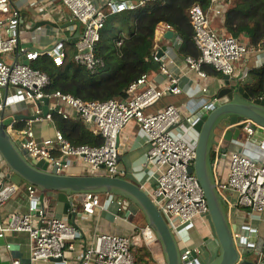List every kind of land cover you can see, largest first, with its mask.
Returning a JSON list of instances; mask_svg holds the SVG:
<instances>
[{
  "label": "built area",
  "instance_id": "1",
  "mask_svg": "<svg viewBox=\"0 0 264 264\" xmlns=\"http://www.w3.org/2000/svg\"><path fill=\"white\" fill-rule=\"evenodd\" d=\"M59 1L70 16L82 25L81 35L75 43L73 59L90 72L104 64L103 59L96 55L95 47L106 17L125 8L141 7L144 2L141 1L138 5L131 2L126 7V0H103L100 4H96L94 0ZM220 1L210 0L205 10L199 4H193L187 11L193 30V41L200 54L198 57L186 56L183 59L188 68L200 77L206 76L202 70L203 64L211 65L222 74L232 75L235 61L258 50V47L255 48L231 35L219 33L211 27L209 16L211 13H221L217 6ZM21 18V10L11 0H0V87L13 86L20 89V94L11 101L6 98L4 102L0 100V114L13 103L34 104V118L26 119L25 124L18 129L14 127L16 117L12 115L10 130L6 127L13 138L15 139L16 133L19 137L16 140L31 157L45 160L48 171L55 169L57 173H68V169L78 164L76 160H79L84 173L121 176L136 181L161 211L174 235H177L175 237L182 263L206 264L202 260L203 251L200 246L191 245L189 242L191 232L188 230V227H194L196 218L209 221L203 190L196 176L188 172L195 157L197 133L191 121V115L195 111L185 115L173 104L155 112L145 111V108L153 105L163 95H177L183 91L179 76L168 68L162 55H158L156 43L153 58L160 63V74L168 79L165 86H155L149 81L150 75L143 73L129 84L125 98L85 100L60 90H45L50 78L46 72L33 68L31 61L38 55L47 54L57 64L61 63L64 57L63 43L56 42L54 49L28 50L20 44ZM167 30L173 31L172 37L175 45L179 47L182 39L168 23H159L155 28V36L158 32L164 35ZM120 44L121 39L117 41V45ZM11 53L16 54L15 59L8 60L7 55ZM202 90L205 91L206 87ZM54 113L63 118L76 117L86 128L99 133L103 142L100 145L73 144L56 127L52 136L37 139L32 123L42 120L53 122ZM131 120L139 125L142 137L148 145L141 163L143 172L140 177L133 171L120 169L118 166V136ZM243 130L247 138H250L255 133V125L250 120H245ZM261 145L264 146V135ZM212 151L215 155L220 154L218 139ZM223 154L229 157L227 176L225 179L216 177V186L223 201L229 202L228 194H233L236 196V207L247 208L249 215L262 213L264 165L237 151ZM147 170L149 174L146 173ZM16 189L15 183L2 182L0 179V206ZM28 189L32 196L34 191ZM101 194L83 192L72 193L68 197L72 199L75 207L73 210L78 206L83 213L94 214L98 208H103ZM122 201L124 200L120 198L116 200L117 213L123 210ZM46 203L31 200L27 213L10 215L7 221L0 223V236L10 230L26 231L29 236L31 261L60 259L61 264H69L63 260L64 252L73 248L74 241L81 235L80 231L75 225L52 214ZM33 219H36V224ZM247 244L254 247L255 242L250 241ZM154 245H157L156 236L145 223L134 226L128 235L99 233L95 235L93 243L81 251L77 264H133V246L149 249ZM16 263L18 261L12 264Z\"/></svg>",
  "mask_w": 264,
  "mask_h": 264
},
{
  "label": "crops",
  "instance_id": "2",
  "mask_svg": "<svg viewBox=\"0 0 264 264\" xmlns=\"http://www.w3.org/2000/svg\"><path fill=\"white\" fill-rule=\"evenodd\" d=\"M11 1L13 5L21 10V15L23 13L26 14V20H24L25 22L20 26V42L21 39L24 38L26 39V42H31L33 47H36L38 50L48 49L51 46H54L59 37L67 38L63 44L66 42L72 43L68 38L75 34L78 22L70 16L68 10L59 0ZM141 1H144L142 4L143 6L147 0H131L132 4L135 5H138ZM94 2L100 4L103 0H94ZM228 3L229 0H225V2L224 0H221L218 3V5L221 6L219 7L221 13L218 15L211 13L209 16L211 27L219 33H226L223 26V13ZM42 19L51 20L60 26L54 27L46 24L29 33L28 28L32 26L33 21ZM72 20H74L75 23L73 25H68L67 23ZM80 32H82L81 24ZM244 37H247V34L244 35ZM155 39L156 48L158 51H161L164 62L173 73L179 76V84L183 91L177 95H163L153 105L145 108V111L147 113L155 112L168 104H173L178 107L182 114L186 115L192 111L194 112L197 109H200L210 102L213 99V95L217 88L225 83V80L222 79L223 74L220 72V76L206 74L205 77H200L194 70L188 68L183 57L179 55L178 47L175 45L173 37L166 38L163 34L158 32ZM242 42L247 43L246 40H243ZM262 44V46L258 47L257 51L250 52L233 63L234 74L230 75L232 82L239 81L243 87L252 82L249 70L254 67H259L264 63V40L262 41ZM15 56V53H11L7 55V59H15ZM149 81L157 87H163L168 83L167 77L160 74V71L150 74ZM203 87H206L205 91L202 90ZM19 94L20 89L13 86H9L6 91L3 87H0V97L2 98L6 95L7 101H11ZM33 109L34 104L32 102L13 103L4 108L3 117L6 110H9L10 116L12 117V115H14L16 117L14 127L18 129L20 127L17 125L22 122L23 126L26 119H28L27 116L32 115ZM12 120L7 126L9 130ZM55 127L54 122H48L45 120L32 123V128L36 133L37 139L52 136ZM14 137L17 140L19 139L16 133L14 134ZM217 139L220 141V154L215 155L214 151H212V165L214 174L218 179H225L229 167V157L223 153L237 151L264 165V146L261 145L262 136L257 134L256 131L250 138H247L245 131L242 129L236 139H232L231 141L224 140L222 135ZM147 149L148 145L142 137L139 125L133 120L129 121L118 136L119 168L133 171L138 177H140V173L143 172L141 163L143 162ZM76 162H78V164H75L68 169L69 174L84 173L80 167L82 162L79 160H76ZM146 173L149 174V171L147 170ZM28 186V184L21 182L20 185H17L14 194H12L10 198L0 206V223L7 221L13 213H27L31 200H36L38 202L41 198H43L41 201L47 202L46 204L49 206L52 214L56 215L57 210L61 213L62 204L56 205V202L52 200L53 197L48 196L47 194L40 197V192L38 190H35L33 195L30 196L29 192L26 193L24 190ZM117 199H119V197L116 195L102 193L101 200L103 208H98L94 214H85L81 211L80 207L77 206L73 219L67 218V215L64 213L59 217L75 225L81 234L80 237L74 241L73 248L65 250L63 260L69 264H77L81 251L86 246L93 243L96 234L108 233L128 235L134 226L144 224L135 222L133 218L131 221H128L124 217V211L127 207L126 201H122L124 203L122 212L117 213ZM235 199V195L228 194L229 202H224L230 223L254 229L258 236L264 238V211L262 213L249 215L247 208L236 207L234 205ZM33 222L36 224V219H33ZM188 230L191 232V240L189 242L191 245L200 246L203 251L202 260L204 263H208V261L212 260L218 254V244L210 222L207 219L196 218L194 220V227L190 226L188 227ZM149 250L152 258L157 264H165L158 245L150 247ZM14 261H18L16 264L62 263L60 260L31 261L28 233L26 231L10 230L0 236V264H12Z\"/></svg>",
  "mask_w": 264,
  "mask_h": 264
},
{
  "label": "water",
  "instance_id": "3",
  "mask_svg": "<svg viewBox=\"0 0 264 264\" xmlns=\"http://www.w3.org/2000/svg\"><path fill=\"white\" fill-rule=\"evenodd\" d=\"M130 3V0H126V7ZM25 18L26 14L23 13L20 26L25 22ZM74 23L75 21L72 20L67 24ZM46 24L60 26L51 20H36L28 28V32H33ZM76 26L75 34L68 38L74 44L81 35L80 24ZM173 34L172 30H167L164 36L171 38ZM65 40L67 38L59 37L56 42L63 43ZM20 44L26 46L28 50L37 49L24 38L21 39ZM54 48L55 45L49 49ZM160 54L161 51H158V55ZM222 79L225 83L217 88L213 99L191 115L193 129L197 136L195 157L192 165L188 167V172L196 176L203 190L209 222L218 244V254L206 264H236L237 262L264 264V238L247 226L230 223L224 201L216 186V176L212 165V148L217 138L222 135L224 140L236 139L243 129L245 120H250L255 125L257 134L264 135V96L251 97L243 85L239 81L232 82L228 74H223ZM3 88L6 91L8 86ZM5 98L6 95L0 97V100L4 102ZM43 100L47 101L45 97ZM27 118H34V115H29ZM45 164V160L31 157L13 138L3 120L2 111L0 114V179L2 182L11 181L16 185L23 182L29 185L24 189L26 193L30 188L33 191L38 190L40 197L45 194L52 196L56 205L62 204L61 213L57 210L55 216L61 217L64 213L69 219L75 216V210H73L75 207L68 195L83 192L116 195L127 202L124 217L128 221H131L134 216L143 217L145 224L152 229L165 264H183L173 231L150 196L136 181L106 174L57 173L55 169L46 170ZM234 234L237 235L234 236ZM250 241L255 242L254 247L247 244Z\"/></svg>",
  "mask_w": 264,
  "mask_h": 264
},
{
  "label": "trees",
  "instance_id": "4",
  "mask_svg": "<svg viewBox=\"0 0 264 264\" xmlns=\"http://www.w3.org/2000/svg\"><path fill=\"white\" fill-rule=\"evenodd\" d=\"M225 2V0H224ZM199 4L204 10L210 0H147L141 7L125 8L105 19L95 53L104 64L94 72L74 62L75 44H63L64 57L57 64L47 55H38L31 66L46 72L50 82L46 91L60 90L85 100L119 99L127 96L130 83L143 73H157L160 63L153 58L155 28L168 23L180 36L181 57H198L200 52L193 41L188 8ZM221 7L220 5H217ZM225 34L238 38L255 48L264 40V0H229L223 13ZM247 34V37L244 35ZM121 39V44L117 41ZM206 74L221 75L211 65L203 64ZM252 82L244 85L251 97L264 96V63L249 70ZM53 122L63 136L73 144L100 145L102 136L90 130L76 117L63 118L54 113ZM22 126V122L17 125ZM145 223V222H144ZM133 264H157L147 247H137Z\"/></svg>",
  "mask_w": 264,
  "mask_h": 264
},
{
  "label": "rangeland",
  "instance_id": "5",
  "mask_svg": "<svg viewBox=\"0 0 264 264\" xmlns=\"http://www.w3.org/2000/svg\"><path fill=\"white\" fill-rule=\"evenodd\" d=\"M3 120H4L5 124H6V126H8L9 123H10V121L12 120V117L10 116V112H9V110H6L5 115H4V117H3ZM125 211H126V210H125ZM125 211H124V212H125ZM133 220H134L135 222L139 223V224H143V223L145 222L144 219H143V217L141 218V217H138V216H134V217H133ZM175 236L177 237L176 234H175ZM135 248H137V247H135V246L132 247V252L136 251Z\"/></svg>",
  "mask_w": 264,
  "mask_h": 264
}]
</instances>
